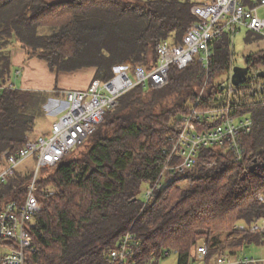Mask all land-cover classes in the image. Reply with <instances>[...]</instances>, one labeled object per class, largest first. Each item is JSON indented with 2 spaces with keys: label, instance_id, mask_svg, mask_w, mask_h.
Here are the masks:
<instances>
[{
  "label": "trees",
  "instance_id": "obj_1",
  "mask_svg": "<svg viewBox=\"0 0 264 264\" xmlns=\"http://www.w3.org/2000/svg\"><path fill=\"white\" fill-rule=\"evenodd\" d=\"M202 1L0 0V162L5 151L32 138L50 94L11 82L14 40L50 71L93 68L91 81H105L120 66L151 69L157 44L181 42L197 21L191 6ZM248 34L247 42L261 37ZM212 46L206 73L194 60L182 69L171 66L159 88H131L83 144L39 170V187L57 190L42 199V210L28 224L35 248L27 264H114L109 253L126 232L137 242L128 246L132 264H159L171 252L177 264H196L199 245L207 249L205 262L233 259L251 244H264V233L250 230L264 218V103L239 110L254 121L242 139V159L234 161L222 148H202L184 174L166 169L180 161L168 155L178 131L174 120L187 112L205 82L204 100L220 89L214 77L233 65L228 33ZM244 59L251 71L264 69V47ZM32 176L15 168L0 183V212L7 202L24 201ZM156 182L160 187L146 200V189ZM239 224L245 229L236 228ZM7 242L0 239L1 245Z\"/></svg>",
  "mask_w": 264,
  "mask_h": 264
},
{
  "label": "built area",
  "instance_id": "obj_2",
  "mask_svg": "<svg viewBox=\"0 0 264 264\" xmlns=\"http://www.w3.org/2000/svg\"><path fill=\"white\" fill-rule=\"evenodd\" d=\"M261 7H264V0H205L193 4L191 12L197 21L186 29L181 42L170 43L165 39L157 44V63L151 69L138 66L130 70L128 66H120L114 69V75L108 80L93 79L84 89L61 90L66 108L52 122L49 133L27 140L14 152L3 153L0 183L5 182L28 157L35 158L36 169L27 184L24 201L19 205L7 202L0 212V239L9 241L2 244L8 250L0 255V264H27V253L35 248L28 224L42 210V199L55 193L51 186L39 187L37 181L41 168L55 165L65 154L83 144L102 123L106 112L116 105L117 99L131 88L137 85L147 89L159 88L167 82L171 66L182 69L194 60L206 73L214 56L212 43L224 32L231 38L241 28H246L264 38V17L258 15ZM259 71L264 69L251 71L249 67L244 81L236 85L229 76L228 84L221 82L220 89H214L206 100L202 98L206 82L203 84L187 112L179 120H174L175 124L178 121V131L168 155L169 159L179 157L180 161L168 165L167 170L184 174L194 165L202 148H222L223 153L234 161L242 159L245 152L242 139L251 132L252 119L239 110L264 103V77L258 75ZM159 187L158 182L148 187L145 199L148 200ZM236 228L243 230L245 226L239 224ZM250 230L264 233V218L252 224ZM133 243L137 242L126 232L109 253L114 264H132L128 261V246ZM196 251L199 260L196 264H256L264 260L242 254L233 259L218 256L205 262L206 247L199 245Z\"/></svg>",
  "mask_w": 264,
  "mask_h": 264
},
{
  "label": "rangeland",
  "instance_id": "obj_3",
  "mask_svg": "<svg viewBox=\"0 0 264 264\" xmlns=\"http://www.w3.org/2000/svg\"><path fill=\"white\" fill-rule=\"evenodd\" d=\"M57 1L59 2V1H69V0H47V2H50V3H55ZM258 15L260 17H264V7H261L258 9ZM119 19L120 18H118V20ZM249 36L250 35L248 34V30L246 28H241L237 33H234L232 35L231 37V44H232V49H233V61H232L233 65L232 66H241V67L246 66L244 56H246L250 52H255L258 49H261L264 47L263 37L258 38V40L256 41L254 40L251 42H247L246 39ZM15 42L16 41L14 40L13 44L16 45ZM35 63H38V64L35 65L34 67H31L33 68V71L31 73L32 83H30V85L33 88H40L41 90H47V91L50 90L49 92L50 94L46 96V98L44 99V102L42 103L41 108L44 110V114H42L41 116H38L37 119L35 120V126L33 127L32 132L30 134L32 136H37L39 134H45L43 132L45 130L50 129L49 127L51 126L52 124L51 122L53 121V119H55V117L58 116V114L62 112L61 111L58 114H54L52 111H50L52 110L51 109L52 104L54 108H58L60 104L59 100L58 101L52 100L53 97H55L56 95H59V92L54 91V89L52 88L55 85H60L61 82H63L65 77H70L71 75L80 77L87 70H90V71L93 70V68H82V69H77L73 71H58L57 72V71H50V69L46 66V64L43 61L38 60V62H35ZM20 68L21 67L19 68L16 67L15 69V66L12 67L13 74H12L11 82L14 83L16 86H20L22 84L21 82H22V77H23V71L20 72V74L16 73V71ZM130 76L131 77L133 76L131 71H130ZM229 76H230V72L222 71L219 74H217L214 78L216 81L218 82L221 81L224 85H226L229 82V79H228ZM253 125H254V121L252 119V128H253ZM243 137H245V135ZM213 163L214 162L211 161V162H208L207 164L208 166H210ZM3 166H4V162L3 164L2 162H0V170L2 169ZM17 169L29 170V171L34 172L36 169L35 158L34 157L26 158L23 162H21V164L18 165ZM180 183H183V181H180ZM51 187L57 190V188L54 185ZM142 195H143V191H141V194H140L141 199H143ZM129 228H131L130 225H129ZM7 250H8L7 247L2 246L0 244V255L3 254ZM244 254L246 256L264 258V244H258V245L251 244L248 246L247 249H245ZM159 264H177L176 254L174 252L169 253L168 255L160 259ZM256 264H264V260H261V262H258Z\"/></svg>",
  "mask_w": 264,
  "mask_h": 264
},
{
  "label": "crops",
  "instance_id": "obj_4",
  "mask_svg": "<svg viewBox=\"0 0 264 264\" xmlns=\"http://www.w3.org/2000/svg\"><path fill=\"white\" fill-rule=\"evenodd\" d=\"M15 43H16V45L12 44V46L10 47L11 65H12V67L15 66V69H16V67H18V68L21 67L20 69H18L16 71L17 74H20V72L23 71V77H22V82H21L22 84L20 86H16L13 83L15 85V87L21 88L23 90L50 92V90L47 91V90H41L40 88L31 87V85H30V83H32L31 73L33 71V68H31V67H34L35 65H37L38 63H35V62H38V60H40V59H38L36 57H29V56L27 57L26 50L21 46L20 42L16 41ZM40 61H43V60H40ZM43 62L47 66V63L45 61H43ZM93 75H94L93 70H91V71L87 70L80 77L71 75L70 77H65L63 82H61L60 85H55L52 89H56V91L59 92V95H56L55 97H53L52 100L53 101L59 100L60 104H59L58 108H54V106L52 104V106H51L52 110H50V111H52L54 114H58L59 112L62 111L60 114H58V116H60L65 111V108H66V101H65V99H64V97L60 91L63 89H84V88L88 87ZM58 116H56L55 119H53V121H55ZM49 130L50 129L45 130L43 132L45 134H39V135H46L49 133ZM30 136L32 138L36 137V136H32V135H30Z\"/></svg>",
  "mask_w": 264,
  "mask_h": 264
},
{
  "label": "water",
  "instance_id": "obj_5",
  "mask_svg": "<svg viewBox=\"0 0 264 264\" xmlns=\"http://www.w3.org/2000/svg\"><path fill=\"white\" fill-rule=\"evenodd\" d=\"M249 71V67L248 66H244V67H241V66H233L232 67V73H231V76H230V79H231V82L233 84H239L241 82L244 81L247 73ZM258 75L261 76V77H264V71H259L258 72Z\"/></svg>",
  "mask_w": 264,
  "mask_h": 264
},
{
  "label": "bare ground",
  "instance_id": "obj_6",
  "mask_svg": "<svg viewBox=\"0 0 264 264\" xmlns=\"http://www.w3.org/2000/svg\"><path fill=\"white\" fill-rule=\"evenodd\" d=\"M45 200V199H44Z\"/></svg>",
  "mask_w": 264,
  "mask_h": 264
}]
</instances>
